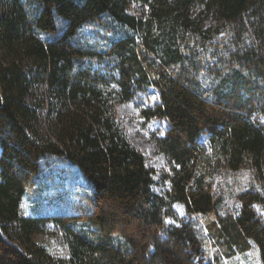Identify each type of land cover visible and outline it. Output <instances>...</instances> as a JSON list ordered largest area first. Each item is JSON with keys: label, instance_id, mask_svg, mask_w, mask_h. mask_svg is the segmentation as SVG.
<instances>
[{"label": "trees", "instance_id": "1", "mask_svg": "<svg viewBox=\"0 0 264 264\" xmlns=\"http://www.w3.org/2000/svg\"><path fill=\"white\" fill-rule=\"evenodd\" d=\"M0 58V264H195L210 252L213 264H264V0H12ZM31 78L50 97L43 132L25 100ZM150 88L158 103L141 117L167 122L152 136L170 165L164 196L113 114ZM46 154L69 160L93 190L90 223L51 217L66 233L65 257L5 237L11 222L25 241L47 220L20 215ZM174 203L187 220L168 226Z\"/></svg>", "mask_w": 264, "mask_h": 264}, {"label": "rangeland", "instance_id": "2", "mask_svg": "<svg viewBox=\"0 0 264 264\" xmlns=\"http://www.w3.org/2000/svg\"><path fill=\"white\" fill-rule=\"evenodd\" d=\"M11 1L0 0V17L7 12ZM146 11L147 8L143 5H132L131 13L138 17L143 16ZM204 24L208 27H213L215 24L214 17L208 15L204 19ZM8 58H11V56ZM20 64H22L26 72H30L33 76L36 74L37 67L32 60L25 59ZM25 100L31 108L36 109L38 129L43 132V127L48 125L47 104L50 100L44 86L39 81L31 78ZM157 103V92L150 88L145 93H138L127 102H117L114 104L113 114L115 121L123 130L127 139L129 141L130 138L133 139L134 142H130L139 150L140 148L137 143L142 147L144 151L142 154L147 158L148 166L154 169L152 191L164 196L169 184L167 180L162 178V174L170 173L171 170L167 159L158 150L152 136H164L167 122L157 118L147 121L141 117L142 110L153 107ZM257 117L260 123L264 125V118L262 116ZM257 117L254 114L251 116L252 120ZM198 145L205 153L211 151L208 134H202L199 137ZM236 180L241 185L248 182V173L245 172L244 175H239ZM92 196L93 190L90 183L75 165L65 157L46 154L41 158L39 174L32 178L30 186L27 188L24 199L20 204V215L28 217L36 215L37 212V214L47 217V220L40 227L39 232L33 233L25 241L14 238L12 230L17 229L18 223L11 222L10 226L12 229L8 230V234L5 237L13 245L24 251L43 247L44 250L54 257L68 256L66 233L59 225L52 221L51 217L59 214H72L77 216V224L90 223L89 219L83 216L90 215L91 213ZM254 208L258 215H262V211L257 206ZM171 209L173 215L166 219L168 226H179L187 220L183 205L174 203ZM91 230L94 229L91 228ZM87 237L92 239L90 235H87ZM211 242L213 243V241ZM252 258H248V261L252 260ZM212 260V252H210L209 257L202 254L195 257L194 262L195 264H213ZM233 261H237L238 263L236 264H247L246 259L240 256H235ZM252 263L253 260L250 261V264Z\"/></svg>", "mask_w": 264, "mask_h": 264}, {"label": "bare ground", "instance_id": "3", "mask_svg": "<svg viewBox=\"0 0 264 264\" xmlns=\"http://www.w3.org/2000/svg\"><path fill=\"white\" fill-rule=\"evenodd\" d=\"M130 141L134 142V141H133V139H131V138H130ZM137 145H138V147L140 148L141 152H143V153H144V151H143L142 147H141V146H140L138 143H137Z\"/></svg>", "mask_w": 264, "mask_h": 264}]
</instances>
